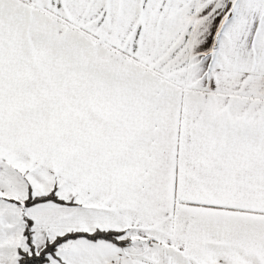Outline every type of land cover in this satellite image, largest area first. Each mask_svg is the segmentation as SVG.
<instances>
[{"label":"snow or ice","instance_id":"snow-or-ice-1","mask_svg":"<svg viewBox=\"0 0 264 264\" xmlns=\"http://www.w3.org/2000/svg\"><path fill=\"white\" fill-rule=\"evenodd\" d=\"M0 264H264V0H0Z\"/></svg>","mask_w":264,"mask_h":264}]
</instances>
